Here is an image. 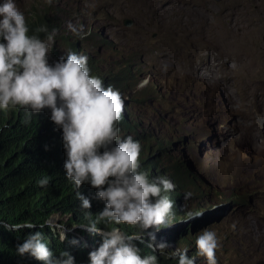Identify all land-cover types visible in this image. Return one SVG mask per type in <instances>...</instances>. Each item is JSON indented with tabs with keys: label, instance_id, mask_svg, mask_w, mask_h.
<instances>
[{
	"label": "clouds",
	"instance_id": "9594fccd",
	"mask_svg": "<svg viewBox=\"0 0 264 264\" xmlns=\"http://www.w3.org/2000/svg\"><path fill=\"white\" fill-rule=\"evenodd\" d=\"M52 1L48 0L44 6H40L51 20L54 16L48 5ZM24 10L16 0H0V113H9L16 108L19 114L23 113L29 119L45 116L48 121H53L57 128L62 129L65 151L60 149V161L63 175L72 181L76 189H80L84 183L96 188V196L105 202L103 210L99 212L100 218L117 225L127 223L144 230H154L129 234L116 226L102 228L95 223H71L70 214L62 213L52 214L47 224L53 226L52 230L58 232L62 240L68 234L76 235L89 251L88 264H160L161 255L166 254L177 258L178 264H196V256L188 254L180 238L184 231L193 233L192 226L207 214L214 215L218 220L212 210L223 199L215 198L221 197L216 192L220 189H212L197 172L193 177L186 171L193 169V166L182 155L184 162H179L188 182L184 195L178 194L173 177H150L141 168L142 146L135 139L137 133L155 129L164 139V149L171 153H176L183 144L192 143L186 140L179 127L170 125L165 116L166 94L157 88L160 85L157 73L150 70L151 65L149 69L141 67L138 63L140 56L135 54L125 56L123 66L112 63L115 64L113 73L121 75L119 77L103 79L92 74L89 59H104L92 54L87 37H81L90 34L92 27L84 33L82 28L70 23L69 27L77 32V37L67 39L66 32L59 31L68 46L64 48L63 45L59 53L54 42L55 29L50 31L54 23L49 24L50 28L45 25L32 31ZM164 26L160 23L159 31L165 32L167 26L166 29ZM40 32H45L46 38H42L38 34ZM57 43L62 45L63 42ZM73 44L79 46V53L71 51ZM91 55L95 57L88 58ZM151 61L148 59L149 63ZM143 75L147 76L146 81L141 77ZM106 81L108 86L104 84ZM124 114L128 115L126 122L122 121ZM133 124L134 131L128 127ZM121 129L125 137L121 136ZM169 136L176 142L165 140ZM182 137L184 141H181ZM50 180L51 177L45 175L37 183L45 186ZM77 196L81 200V207L91 208L92 202L88 196L80 191ZM210 198L215 201L212 206ZM192 201L194 204L201 202L203 208H190ZM55 214L67 217L62 220L65 225L77 224V232L69 229V233L63 235L52 224ZM216 225L219 224L208 225L196 237L197 254L204 256L207 264H219L217 250L221 246L220 238L211 229ZM79 230L85 231V236L80 235ZM72 243L78 241L73 239ZM146 244L149 251H146ZM169 247L170 250L166 251ZM16 250L20 255L28 254L43 261V264H76L74 255L68 250L60 251L57 256L49 247L45 234L39 230L29 232ZM220 260L224 264L223 258Z\"/></svg>",
	"mask_w": 264,
	"mask_h": 264
},
{
	"label": "rangeland",
	"instance_id": "374dc122",
	"mask_svg": "<svg viewBox=\"0 0 264 264\" xmlns=\"http://www.w3.org/2000/svg\"><path fill=\"white\" fill-rule=\"evenodd\" d=\"M47 1L16 0L23 10ZM229 2H237V12L219 9L220 0H53L50 31L59 53L68 48L59 31L77 37L71 23L84 33L92 27L80 36L105 61L123 66L125 56L139 54L141 67L152 66L166 94L165 116L192 141L175 155L191 161L186 171L193 177L197 172L221 190L223 201L212 210L219 220L211 228L220 238L217 254L224 264H264V0ZM125 18L133 20L130 27ZM66 219L55 214L52 224L63 235L76 233L77 224L65 225Z\"/></svg>",
	"mask_w": 264,
	"mask_h": 264
},
{
	"label": "trees",
	"instance_id": "16d2710c",
	"mask_svg": "<svg viewBox=\"0 0 264 264\" xmlns=\"http://www.w3.org/2000/svg\"><path fill=\"white\" fill-rule=\"evenodd\" d=\"M41 5L40 2L37 4L34 2L28 4L27 9L24 10L27 16L26 20L32 31L45 25L50 28L49 24H52L45 9L40 8ZM38 34L42 36L45 32ZM71 51L79 53V46L71 45ZM92 57L95 56L91 55L88 58ZM95 58L88 61L92 74L99 75L103 79L108 76H121L113 73L115 64H105L101 57ZM130 78L132 77L130 76ZM104 84L105 86L109 85L107 81ZM127 120L128 115L124 114L122 121L126 122ZM128 127L134 131L135 125ZM122 131L123 129H121V136L125 137L122 135ZM135 139L139 140L142 146L140 153L141 168L147 171L150 177H173L177 184L178 194L184 195L188 190L187 181L183 179L184 169L175 153L164 149L166 145L162 135L157 134L155 129L145 130L142 133H137ZM165 140L175 141L172 136ZM60 149L65 151L62 142V129L57 128L53 121H48L45 116L29 119L23 113L19 114L16 108L11 109L9 113L1 111L0 264H43V261L28 254L20 255L16 250L18 244L26 239L29 232L37 230L45 234L49 247L57 256H59L60 251L68 250L74 255L76 264H88L90 260L89 251L76 235L68 234L66 239L62 240L59 233L53 231V226L47 224L48 219L54 213L70 214L71 219L69 221L71 223L88 225L95 223L96 226L102 228L116 226L129 234L154 230H144L138 225L127 223L117 225L101 219L99 212L103 210L105 202L96 196V188L89 183H84L80 189H76L72 181L63 175ZM164 153L168 154L167 162H162ZM170 162L171 164H169ZM45 175H49L51 180L49 184L41 186L37 181ZM78 191L91 199L92 206L90 209L81 207V200L77 196ZM215 198L220 199L221 197ZM214 202L212 201L210 205L212 206ZM189 207L200 210L203 208V204L201 202L194 204L192 201ZM212 223L218 224V220L214 215L207 214L202 221H197L192 226L193 233L184 231L180 238V242L188 249V254L196 256V264H207L206 258L197 254L196 237ZM22 224H27V226L21 227ZM31 225L36 227H31ZM79 231L85 233L83 230ZM73 239L77 240L78 243H72ZM136 243L140 247L139 242L136 241ZM145 246L147 247L146 251H149L148 245ZM165 250L169 251L170 247ZM217 260H219V264H222L220 255ZM160 264H178V259L168 257L167 254L161 255Z\"/></svg>",
	"mask_w": 264,
	"mask_h": 264
},
{
	"label": "flooded vegetation",
	"instance_id": "af4514ba",
	"mask_svg": "<svg viewBox=\"0 0 264 264\" xmlns=\"http://www.w3.org/2000/svg\"><path fill=\"white\" fill-rule=\"evenodd\" d=\"M220 1L223 2V5H222V6L220 5V8H219V9H221V8H223V7H225V6H227L228 8H231L233 11L237 12V10H238L237 2L231 4V3L229 2V0H220ZM247 1H249V2H251V3H254V4L256 5V3H260V1H262V0H254V1H253V0H247ZM255 2H256V3H255ZM207 4H209V2H207ZM195 15L200 16V13H199V12H196ZM262 24H263V21L261 22V25H262ZM164 29H166V26H164ZM178 31H179V30H178ZM263 32H264V30H263ZM179 33H181V32L179 31ZM91 53L93 54V51H91Z\"/></svg>",
	"mask_w": 264,
	"mask_h": 264
},
{
	"label": "water",
	"instance_id": "95a60500",
	"mask_svg": "<svg viewBox=\"0 0 264 264\" xmlns=\"http://www.w3.org/2000/svg\"><path fill=\"white\" fill-rule=\"evenodd\" d=\"M124 23H126L129 26V25H131L133 23V20L126 18L124 20Z\"/></svg>",
	"mask_w": 264,
	"mask_h": 264
},
{
	"label": "bare ground",
	"instance_id": "6f19581e",
	"mask_svg": "<svg viewBox=\"0 0 264 264\" xmlns=\"http://www.w3.org/2000/svg\"><path fill=\"white\" fill-rule=\"evenodd\" d=\"M247 64V63H246ZM244 86V85H243ZM240 89V88H239ZM250 102V101H249ZM258 129V128H257ZM253 132V131H252Z\"/></svg>",
	"mask_w": 264,
	"mask_h": 264
}]
</instances>
